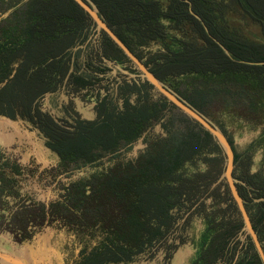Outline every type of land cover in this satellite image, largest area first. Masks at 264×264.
I'll use <instances>...</instances> for the list:
<instances>
[{"label":"trees","instance_id":"16d2710c","mask_svg":"<svg viewBox=\"0 0 264 264\" xmlns=\"http://www.w3.org/2000/svg\"><path fill=\"white\" fill-rule=\"evenodd\" d=\"M85 1L163 86L197 113L209 117L224 108L262 126L260 138L240 151L219 124L239 165L236 187L264 242V42L249 39L228 20L229 15L248 20L264 37V0ZM96 26L74 0H0V117L44 139L55 157L39 177L52 189L44 203L22 185L31 168L0 149V232L33 251L40 245L49 257L46 264L54 255L66 264H133L157 244L166 247L170 262L182 240L169 243V234L179 215L188 214L219 181L226 154L201 123L176 113L163 94L155 97L146 78L118 82V101L113 94L100 96L92 120L69 112L71 120L60 121L43 110L39 102L47 94L65 87L80 93L99 84V75L108 72L105 61L136 73L103 30L95 58L87 54L80 66L82 47L91 51L87 42ZM166 40L177 49L145 51ZM157 125L164 135L146 138L145 149L127 159L123 149ZM257 152L261 164L253 170ZM197 163L203 168L190 174L188 166ZM214 193L218 210L211 225L217 217L222 222L212 226L219 229L195 264H262L252 244L240 247L235 241L245 223L227 187Z\"/></svg>","mask_w":264,"mask_h":264},{"label":"rangeland","instance_id":"374dc122","mask_svg":"<svg viewBox=\"0 0 264 264\" xmlns=\"http://www.w3.org/2000/svg\"><path fill=\"white\" fill-rule=\"evenodd\" d=\"M228 20L233 28L241 30L249 39L256 42H264V37L262 35L261 29L250 21L242 20L234 15H229ZM100 37L101 29L97 25L94 31H92L89 35V41L87 42L91 51H89L85 46L82 47V56L79 61L82 68L85 67L87 54H90L91 57L95 58L94 52H96V50H98L99 48ZM166 46L170 47L172 50L177 49V46L174 43H172L170 40H166L165 42H152L145 49V51L155 53L164 50ZM94 64L96 66L99 65L96 59H94ZM104 65L107 66L108 72L106 75H99V84L92 87L88 91L85 90L80 93L71 92L67 89V87H65L54 94H47L42 99H40L39 103L42 106V109L49 112L55 119L60 121H70L71 115H69V112L72 114L75 112L83 119L92 120L96 116L94 108L96 106V101L100 96L103 97L106 95V93H109L110 95L113 94V98H115V100L117 99L118 101V97L116 95V86L118 82H122L123 80L139 81L146 78L144 73L134 63L130 64L128 67L132 70H136V73H131L129 69H126V67L108 61H105ZM106 89H108L109 91H107ZM161 94L162 92H160L155 87V97H158ZM188 106L191 107L190 105ZM176 107L178 108L176 110V113H182L188 118L197 121L195 118L190 117L189 115L184 113V111L181 110L178 106ZM70 108L72 109V111ZM199 116L203 121L215 126L219 130V124L224 125L227 133L232 136L235 145L240 151L246 148L251 142L258 140L262 133V126L254 127L247 121L240 119L234 113H231L230 110L224 108L215 109L209 117L204 115L202 116L201 114H199ZM159 135L163 136L164 132L162 130V127L160 125H157L152 128L144 138H141L137 142L126 146L122 151L123 155L127 159L136 158L145 149L146 138H152ZM44 142L45 140L41 137L37 135L32 136L27 131L18 128L9 120L0 117V149L2 150V153H4L6 157L16 160L21 164L23 168L25 166L29 167V169L31 168V171H29L28 173L29 175H26L24 180L22 181V185L24 189L29 193V196L34 197L38 201L47 203L52 198V189L49 184L45 182L41 183L39 177L41 176L42 172H44L46 169L51 168V165L55 163V157L49 152L48 149H46ZM261 159L262 153L257 152L253 158V170H257L259 168ZM29 160H32L35 166L30 165ZM202 168L203 166L201 165V163H197L196 167H191V165L188 166V172L191 174L201 170ZM236 169H239V165H235L234 163L232 170V181L235 186L236 184L240 183L233 177V173ZM35 172H37V176L35 175ZM225 173L226 169L221 175L219 181L212 186L208 193H204L201 195L199 203L188 214L179 215V219L174 230L168 236V242L178 243L180 240H182V244H180L179 248L174 252V255L172 256L170 262H168L165 257L166 247L161 244H157L154 245L153 248L145 252L144 255L138 257L133 264H195L203 246H205L210 241L212 236L219 229V226L218 228H212V226H214L215 224L217 226V224H220L222 222V219L220 217H217L219 216V213H217V218L214 222L215 224L211 225L212 217L215 216V212H217L218 210V206L216 205L218 201H216L215 199L214 188L220 187V192H224V189H226L227 187V189L229 190V198L231 201L235 202V206L239 212V215L242 217ZM237 192L239 194L238 189ZM223 207L224 205H221V208ZM228 220L229 219L225 220V222H228ZM0 233L4 234L5 232ZM256 235L258 237L257 233ZM235 241L240 242V247H242V244H252L256 250V253L259 255L253 237L246 229V227L242 232L238 234ZM6 242L7 241H4L3 238L1 239L0 264H10L12 262L11 259H16L15 255L11 253V250L9 249L10 247ZM259 243L264 252V242L261 243L259 240ZM48 263L66 264L57 255H54V257H52ZM34 264L46 263L38 260Z\"/></svg>","mask_w":264,"mask_h":264},{"label":"water","instance_id":"95a60500","mask_svg":"<svg viewBox=\"0 0 264 264\" xmlns=\"http://www.w3.org/2000/svg\"><path fill=\"white\" fill-rule=\"evenodd\" d=\"M78 5H80L94 20V22L98 25V27L105 31L109 37L124 51V53L130 58V60L144 73L148 82H150L154 87H156L162 94H164L168 99H170L176 106H178L181 110L184 111L190 117L195 118L198 122H200L207 131H209L220 143L222 146L226 157H227V167L225 176L228 179L230 188L233 192L234 198L238 204L239 210L242 214L245 227L250 232L253 237L256 248L259 252L261 260L264 264V252L259 243L258 237L253 229L249 214L245 208L242 198L237 192L236 186L232 181V170L234 165V151L227 139V137L223 134L222 131L217 129L215 126L203 121L199 114L189 107L185 102L181 101L179 98L175 97L174 94L168 91L163 84L154 76V74L147 68L144 63H142L130 50L129 48L117 37V35L112 31V29L107 25V23L100 17L98 10H95V6L90 2L85 0H74Z\"/></svg>","mask_w":264,"mask_h":264},{"label":"crops","instance_id":"0c3cea01","mask_svg":"<svg viewBox=\"0 0 264 264\" xmlns=\"http://www.w3.org/2000/svg\"><path fill=\"white\" fill-rule=\"evenodd\" d=\"M2 238L4 239V241H7L6 243H8L11 253L15 255L16 259L11 260L16 264H34L38 260L42 262H46L47 260H49V257L46 255V253L41 251L42 248L40 245L35 247L36 251H33V248H29V245L19 246L7 233H0V243Z\"/></svg>","mask_w":264,"mask_h":264},{"label":"flooded vegetation","instance_id":"af4514ba","mask_svg":"<svg viewBox=\"0 0 264 264\" xmlns=\"http://www.w3.org/2000/svg\"><path fill=\"white\" fill-rule=\"evenodd\" d=\"M25 167H27V166H25ZM13 264H14V262H12Z\"/></svg>","mask_w":264,"mask_h":264}]
</instances>
